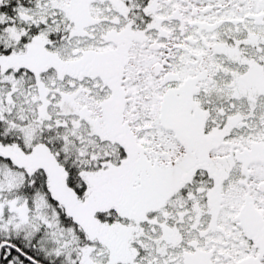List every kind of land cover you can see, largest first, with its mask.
Segmentation results:
<instances>
[{
    "label": "snow or ice",
    "instance_id": "snow-or-ice-1",
    "mask_svg": "<svg viewBox=\"0 0 264 264\" xmlns=\"http://www.w3.org/2000/svg\"><path fill=\"white\" fill-rule=\"evenodd\" d=\"M0 264H264V0H0Z\"/></svg>",
    "mask_w": 264,
    "mask_h": 264
}]
</instances>
